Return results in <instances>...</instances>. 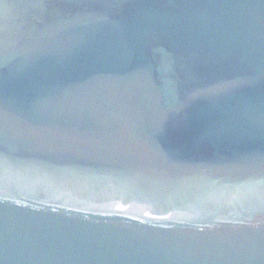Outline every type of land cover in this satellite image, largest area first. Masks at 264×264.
I'll return each mask as SVG.
<instances>
[{"label":"water","instance_id":"1","mask_svg":"<svg viewBox=\"0 0 264 264\" xmlns=\"http://www.w3.org/2000/svg\"><path fill=\"white\" fill-rule=\"evenodd\" d=\"M0 264H264V0H0Z\"/></svg>","mask_w":264,"mask_h":264}]
</instances>
